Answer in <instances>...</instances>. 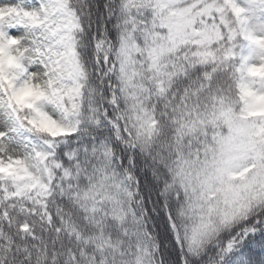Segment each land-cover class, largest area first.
Wrapping results in <instances>:
<instances>
[{"label":"snow or ice","instance_id":"6c2138e0","mask_svg":"<svg viewBox=\"0 0 264 264\" xmlns=\"http://www.w3.org/2000/svg\"><path fill=\"white\" fill-rule=\"evenodd\" d=\"M0 264H264V0H0Z\"/></svg>","mask_w":264,"mask_h":264}]
</instances>
